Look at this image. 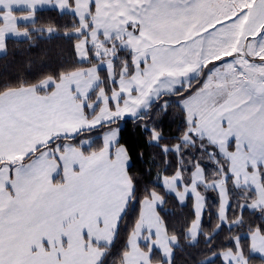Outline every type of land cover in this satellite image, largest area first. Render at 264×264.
Returning <instances> with one entry per match:
<instances>
[{
  "label": "crops",
  "instance_id": "crops-1",
  "mask_svg": "<svg viewBox=\"0 0 264 264\" xmlns=\"http://www.w3.org/2000/svg\"><path fill=\"white\" fill-rule=\"evenodd\" d=\"M146 3L147 0H74V2L73 0H0L2 21L0 56L6 51V41L28 37L27 30L20 27L33 24L36 20L35 13L47 9L75 15L80 24L81 35L105 40L103 45L112 51L109 59L101 57L102 61L97 65L70 73L59 81L50 79L45 84L9 90L1 94L0 153L11 159L17 151L31 147L37 140H46L50 135L55 136L57 132L76 134L78 129L87 130V125H95L94 128H97L103 123L118 119L140 117L161 95L172 93L179 86L188 84L185 82L174 84L168 72H173L176 66L168 64H158L153 67L150 63L147 68L142 66L132 74L127 73L116 78L111 56H114L117 47L114 48L113 44L117 43L120 48L122 47L125 22L135 20L137 17L133 9L146 6ZM248 3H251V0H195L193 16L196 28L192 31L195 32L199 27L217 19L234 15ZM259 8L260 4L257 0L255 7L251 9L252 16L249 17L248 25L233 23L230 28L225 29L232 34L228 43L230 49L238 51L240 48L246 54L260 50L264 37L254 42L244 39L249 28L256 22ZM237 40H239L238 44ZM110 44L111 47H108ZM222 49L223 47L220 46L217 50ZM101 71L107 73L110 85L107 89L102 87ZM162 73L163 80H161ZM255 77L258 78L256 74ZM193 79L195 78L190 82ZM161 82H167L165 84L167 87L160 86ZM133 84H139V92L128 91ZM202 86L189 98L195 97L196 93H206ZM259 90L264 91L261 84ZM93 94L96 95L91 102L89 97ZM261 99L264 97L257 98L253 93V100L249 103L256 107L245 106L243 110H237L230 119L223 120V125H221V109L213 107L212 104L206 108L201 102L196 105L197 113L201 111L196 117H190L195 111L194 107L190 114L187 113L188 120L198 118L199 129L207 130L208 134L212 135L216 141L215 146L228 159L230 168L243 173L247 167V172L251 174L250 178L255 179L257 186H259V176L253 171L252 166L256 163L258 170L262 171L264 163L257 160L254 153L248 150L246 141L251 140L257 147L264 146V120L256 115ZM220 102H223V98ZM41 113L46 119L34 121L30 133L22 138L17 128V121ZM125 116L127 118H124ZM113 117L118 119H111ZM98 121L100 123H97ZM117 130L115 128L104 133L103 147L97 152L85 154L81 148L70 143L65 144L63 148L57 147L59 145L57 143L44 147L32 160L23 162L21 171L27 178L15 182L22 184L29 198L17 215L11 218L12 226L6 229L4 234L6 244L22 234V242L16 250L17 264H22L28 258V245L39 243L45 235L51 239L52 248L49 249L46 243L38 251L33 248L34 264H101L107 254L106 248L115 240L120 221L134 193V185L129 174L128 152L122 145L115 144L116 137L113 133ZM237 134L240 136L239 141L236 139ZM87 142L85 144L89 143ZM46 153L51 155H45ZM57 156L60 158L58 159ZM37 157H40L41 166L29 177L31 169L27 165L34 163ZM75 183L86 185L85 192L78 200H62L60 197L64 190ZM240 186L251 188V184L245 185L243 180L240 181ZM49 193L56 198L50 199ZM259 198L262 197L257 195L256 202ZM45 201L48 210L40 218L39 223H33L35 206ZM9 203L10 196L5 191L0 196V207L7 208ZM148 208L149 201L145 200L141 205V213H147ZM118 217L120 218L117 226ZM138 222L144 223L141 214ZM85 229L92 232L96 238L95 242L82 234ZM65 235L71 237L70 243L64 238ZM147 239L146 234L141 236L135 228L129 241L137 242V248L128 249L123 264H132L131 258L136 253L147 257L149 252L145 246ZM85 247L88 248L87 252L84 251ZM154 251L157 250L152 249L151 256ZM157 252L164 260V253ZM57 253H62V258L58 259ZM171 255L172 250L170 257ZM150 264L162 263H154L151 259Z\"/></svg>",
  "mask_w": 264,
  "mask_h": 264
},
{
  "label": "snow or ice",
  "instance_id": "snow-or-ice-1",
  "mask_svg": "<svg viewBox=\"0 0 264 264\" xmlns=\"http://www.w3.org/2000/svg\"><path fill=\"white\" fill-rule=\"evenodd\" d=\"M256 3L257 0H251V3L245 4L240 9V12L225 16L223 19H217L206 26L199 27L198 30L193 32L192 29L196 28L193 16L195 0H147L146 6L133 9L136 12V19L125 22L121 50L129 52L128 59L132 62L133 72H136L142 66L147 68L150 63L153 67H156L158 64L174 65L177 68H183L180 72V80L181 82L188 83L189 86L193 71L198 76L200 72L207 69V78L202 87L206 91V99L212 102L213 107L221 109V125H223V120L230 119L237 110H243L245 106L256 107L249 103L253 100V93H255L257 98L264 97V91L259 90V85L264 84V41H262L259 51L250 52L247 57L240 51L238 59L237 50L228 47L232 34L225 30L230 28L233 23L248 25L249 17L252 16L251 9L255 7ZM259 4L260 8L255 18L256 22L249 28L247 36L244 37L248 42H254L258 38L264 37V0H259ZM241 13H243L242 16ZM172 33L175 34L173 35ZM236 43L238 44L239 40ZM220 46L223 47L222 51L217 50ZM205 47H207V51H205ZM193 58H197L198 60L195 69L190 66ZM241 60L242 63L240 62ZM209 65H211V68H209ZM246 73H255L259 78V84L249 79ZM140 74L143 75L145 73ZM174 75V72H168L170 78L174 77ZM161 80H163V73L161 74ZM165 86L167 87V85ZM184 90L186 89H179V91ZM128 91L139 92V84H133ZM240 97H244V99H240ZM221 98H223L222 103L220 102ZM258 107L259 111L256 115L264 120V99H261ZM160 108L161 110H166V102ZM124 118L127 117L125 116ZM43 119H46V117L41 113L40 115H31L25 119L18 120L17 128L21 137L23 138L26 134L30 133L34 121ZM111 119H118V117ZM97 123L100 122L98 121ZM185 123L190 127L181 143L186 145L190 139L194 142L195 140H203L206 137L209 143L215 145L216 141L212 135L208 134L207 130L199 129L198 118L186 120ZM86 127L88 130H91L95 125H87ZM146 130L151 131L150 129ZM83 131L84 128L78 129L76 134H82ZM118 131L113 133L116 137V145H119ZM76 134L57 132L55 136L50 135L46 140H37L31 147L17 151L11 159L6 158L4 154L0 153V196L5 191L10 196L8 207H0V264H17L16 250L22 242L21 234V236L6 244L4 234L5 230L12 226L11 218L17 215L29 198L28 194L24 192L22 184L15 182L18 179L27 178L24 177L21 171L23 161L27 157L34 155L37 151H40L46 145H51L55 139L68 138L70 136L74 138ZM155 139L156 137L154 136V141ZM236 139L239 141V134L236 135ZM109 143L111 144V142ZM246 143L248 144V150L254 153L257 160L264 163V146L257 147L251 140L246 141ZM81 146L90 147L91 145L88 143ZM57 147L63 148L64 146L58 145ZM180 149L181 144L178 143L171 149L164 146L162 151L165 154L168 151H172L179 156ZM45 155H51V153H46ZM57 158L59 159L60 157L57 156ZM128 159L129 161L131 160L130 155ZM40 166V157H37L34 163L27 165L31 169L28 176L30 177L35 173ZM199 167L198 163H194L191 178L185 183L181 175L183 169L178 165L173 178L164 177L165 182L172 179V183H165L161 186L169 190V194H174L177 197L178 203L182 205L188 196H193L194 193L198 195L199 191L205 187L204 184L196 179V171ZM252 167L253 171L259 176V186L256 185L254 178H250L251 174L247 172V167L243 173L230 168L227 172V177L233 181V188H239L240 181L243 180L245 185L251 184V192L260 195L262 198L254 203V198L250 195L247 203H241L239 206L241 219L237 223L229 225L226 220L222 221V226L224 227L238 228L248 226L250 228L252 234L247 236L249 241L247 251L244 247L240 246V237H236L232 240L231 247L227 249V255L213 252L209 258L205 259L204 264H211L217 257L222 258L224 264H249V261L253 257L264 253V224L245 225L242 218V214L245 211L264 216V171H259L256 163ZM5 174L7 175L5 176ZM177 185H179V188L176 187ZM179 189H183V194ZM85 190L86 185L75 183L64 190L60 198L62 200L75 201L80 198ZM48 196L50 199L56 198L52 193H49ZM145 199L149 201L148 212L141 213L144 223L138 222L136 229L141 236L143 234L147 235L148 239L145 241V246L149 252L146 258L139 253L134 254L131 258L132 264H150L152 249L164 253L163 264H171L170 252L177 245V237L175 235H168V227L164 223L160 212L156 210L163 207V197L155 192H151L150 199L149 197ZM231 207V202H229L228 209H231ZM35 208L32 221L33 223H39L40 218L48 210L47 201L37 204ZM121 211L123 212L124 210ZM224 211L226 212V210ZM201 215L202 213L194 207L196 219L190 223L187 229L189 233H192V229L196 227L197 222L201 219ZM217 215L219 218L222 213H218ZM119 218L117 219V226ZM82 234L87 235L89 240L96 241L90 230L85 229ZM197 235L198 232L192 233L193 240L196 239ZM64 238L70 243V236L65 235ZM45 243L49 249L52 248V241L46 235L39 243L29 244V256L22 264H34L32 249L36 248L38 251ZM128 247L135 250L137 242L130 240ZM84 251L87 252L88 248L85 247ZM57 258H62V253H57ZM260 258L264 259V256Z\"/></svg>",
  "mask_w": 264,
  "mask_h": 264
},
{
  "label": "trees",
  "instance_id": "trees-1",
  "mask_svg": "<svg viewBox=\"0 0 264 264\" xmlns=\"http://www.w3.org/2000/svg\"><path fill=\"white\" fill-rule=\"evenodd\" d=\"M35 15L36 20L33 24L20 27L27 30L28 37L6 41V51L0 56V95L9 90L41 85L47 79L59 81L63 76L95 66L102 61L95 58L94 49L91 47L90 60L85 62L79 60L76 43L83 35L79 33L80 24L75 15L56 9L38 11ZM113 45L114 48L117 47L114 56H111L116 78L127 73L132 74L129 52L122 51L117 43ZM109 55L102 58L109 59ZM205 71L208 70H204L199 77L193 79L190 86H180L172 93L161 95L140 117L103 123L97 128L76 134L74 138H59L51 145L45 146L50 147L57 143L65 146L70 143L81 148L85 154H91L102 149V138L106 131L115 128L119 130V144L127 149L128 155L131 156L129 174L134 185V193L120 221L115 240L106 248L107 254L101 264L124 263L125 254L129 249V238L140 218L141 205L146 197L150 199L151 192L163 197V207L157 210L168 227V235L177 237V245L171 249V264H204L205 259L213 252H227L236 237H240V246L247 251L249 244L247 236L252 234L250 228L222 226V219L217 215L221 210V201L216 192L206 187L200 190L204 197L205 209L198 235L193 240L187 231L190 223L196 219L192 197H187L186 202L181 205L175 195L169 194L165 187L161 186L164 177H173L178 165L183 169L181 175L187 183L191 178L194 163H198L204 171L207 183L224 180L228 201L232 205L231 209H227L226 221L229 225L241 219L239 207L241 203H247L250 195L254 198L253 202L257 200L256 193L251 192L250 187L233 188V181L227 177L230 163L217 146L209 143L206 138L194 142L190 139L186 145L181 143L190 127L185 123L188 117L182 102L202 86L207 74ZM101 74L102 87L107 89L110 86L107 73L101 71ZM180 88L186 90L179 91ZM95 95L90 96L89 101L93 102ZM165 102L166 110H161L160 106ZM89 140L90 147L81 146L83 142ZM178 143L181 144L179 156L172 151H168L167 154L162 151L164 146L171 149ZM41 150L23 162L32 160ZM242 218L245 225L264 224V216L258 213L245 211ZM152 261L162 264L164 262L157 251L153 252ZM211 264L224 262L222 258L217 257ZM249 264H264V260L256 256Z\"/></svg>",
  "mask_w": 264,
  "mask_h": 264
},
{
  "label": "rangeland",
  "instance_id": "rangeland-1",
  "mask_svg": "<svg viewBox=\"0 0 264 264\" xmlns=\"http://www.w3.org/2000/svg\"><path fill=\"white\" fill-rule=\"evenodd\" d=\"M79 33H81L79 31ZM90 37L87 36H82L76 43V48H77V55L80 61L85 62V61H89L90 60V51L89 48L91 47V49H94V56L97 59H100L102 56L105 55H109L112 51L108 48H106L103 43L105 42V40L103 39H89ZM223 50V49H222ZM221 50V51H222ZM241 49L239 48V50L237 52L240 53ZM239 53L238 54V59H239ZM249 53H244V56L247 57ZM198 62L197 58H193L192 62H191V67L193 69H195V65ZM242 63V60L240 61ZM247 67V66H245ZM209 68H211V65H209ZM183 70V68H175L173 70V72L175 73L174 77H171V79L173 80V83L176 85L181 84V80H180V72ZM206 70V69H204ZM203 70V71H204ZM202 72L199 73V75H201ZM207 72V71H205ZM198 75V76H199ZM246 76L249 77V79L253 80V82H257V84H259V78L255 77V73H246ZM207 77V74H206ZM192 78H197V74L195 73V71H193V73L191 74V79ZM50 80V79H47ZM45 80L42 84L47 83ZM167 82H161L160 86H164ZM189 84L185 85V87H188ZM261 86L264 88V84H261ZM180 87V86H179ZM201 92V91H200ZM190 97V96H189ZM185 98V100H183L182 105L184 107V109L187 111L188 114H190L192 112V108L194 107L195 111L190 115L193 117H196L197 115H199V113H197L196 111V105H199L200 102L203 105L204 108H206L208 105H211L212 102L210 100L206 99V93L202 92L201 93H196L195 97H191V98ZM190 141V140H189ZM89 143L91 141H88ZM87 142V143H88ZM85 142H83V144H85ZM173 178V177H171ZM196 179L199 180L202 184L205 185L206 189L208 190H213L214 192H216L218 198L221 201V210L220 213H222V215L220 216V218L223 220H226V216H227V209H228V205H229V201H228V193H227V188L225 185L224 180H217L214 181L213 183H207L205 180V176H204V171L201 167H199V169L196 171ZM171 184L172 183V179H169L167 182H165L164 178L162 180V184ZM177 188H179V185L176 186ZM166 189V188H165ZM182 194H183V189H179ZM167 192H169V190H166ZM212 191V192H213ZM174 195V194H173ZM188 197H192L193 199V203H194V207L196 208V210L200 211L202 213L201 218L203 216V212L205 209V203H204V197L201 193V191H199V194L196 195L195 193L193 194V196H188ZM261 198H259L260 200ZM187 199H185L184 203L186 202ZM226 210V212L224 211ZM201 219L197 222L196 227H194L192 229V233H197L199 231V225H200ZM192 233H189L190 236L193 238ZM197 237V236H196ZM225 255H227V253H225ZM264 256V253H260L259 255ZM264 260V259H263ZM224 262V261H223Z\"/></svg>",
  "mask_w": 264,
  "mask_h": 264
}]
</instances>
